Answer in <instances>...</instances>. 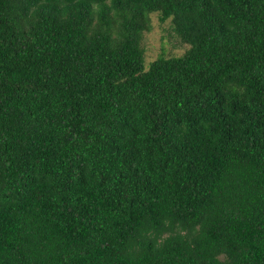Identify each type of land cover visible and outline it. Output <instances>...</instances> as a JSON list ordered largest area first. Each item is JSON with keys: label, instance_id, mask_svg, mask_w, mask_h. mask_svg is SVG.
Instances as JSON below:
<instances>
[{"label": "trees", "instance_id": "trees-1", "mask_svg": "<svg viewBox=\"0 0 264 264\" xmlns=\"http://www.w3.org/2000/svg\"><path fill=\"white\" fill-rule=\"evenodd\" d=\"M0 264H264V0H0Z\"/></svg>", "mask_w": 264, "mask_h": 264}, {"label": "rangeland", "instance_id": "rangeland-1", "mask_svg": "<svg viewBox=\"0 0 264 264\" xmlns=\"http://www.w3.org/2000/svg\"><path fill=\"white\" fill-rule=\"evenodd\" d=\"M141 48L144 64L147 67L158 57H178L185 53L183 45L171 29L170 21L160 22L157 14L150 16V30L142 36Z\"/></svg>", "mask_w": 264, "mask_h": 264}]
</instances>
